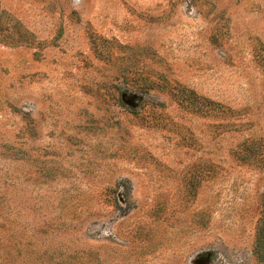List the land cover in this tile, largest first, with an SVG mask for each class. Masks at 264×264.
Wrapping results in <instances>:
<instances>
[{"label":"rangeland","instance_id":"rangeland-1","mask_svg":"<svg viewBox=\"0 0 264 264\" xmlns=\"http://www.w3.org/2000/svg\"><path fill=\"white\" fill-rule=\"evenodd\" d=\"M263 198L264 0H0V264H262Z\"/></svg>","mask_w":264,"mask_h":264},{"label":"trees","instance_id":"trees-1","mask_svg":"<svg viewBox=\"0 0 264 264\" xmlns=\"http://www.w3.org/2000/svg\"><path fill=\"white\" fill-rule=\"evenodd\" d=\"M207 104L211 106V108H215L216 103L212 100H206ZM252 143V142H251ZM251 143L249 144H242V147H239V150L235 153L238 155L242 153L243 156H240L243 159H247L252 156L253 154V148ZM243 148V150H242ZM241 149V150H240ZM253 254L255 255L256 259L264 264V198L262 200L261 204V211L260 216L256 223V229H255V236H254V244H253Z\"/></svg>","mask_w":264,"mask_h":264}]
</instances>
